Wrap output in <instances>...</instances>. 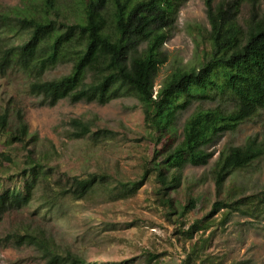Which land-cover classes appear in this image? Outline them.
I'll return each instance as SVG.
<instances>
[{"label": "trees", "instance_id": "1", "mask_svg": "<svg viewBox=\"0 0 264 264\" xmlns=\"http://www.w3.org/2000/svg\"><path fill=\"white\" fill-rule=\"evenodd\" d=\"M183 1L22 0L21 5L2 14L0 75L12 69L24 73L29 91L40 95L42 104L53 105L64 97L106 103L135 95L143 103L147 136L154 141L155 150L151 166L145 164L136 179H116L106 171L90 172L84 177L69 176L64 185L51 176L55 167L39 160L23 111L17 109L13 119L6 107L0 112V135L9 139L8 144L21 142L27 153L18 173L22 185L6 187L0 176V217L8 209L28 204L40 183L46 184L54 197L70 192L79 199L101 183L104 193L124 198L135 194L150 174L155 177L158 203L167 214L183 216L194 208L195 201L189 198L178 211L171 194L180 184L184 165L208 163L213 154L207 149L209 144L223 132L235 131L264 108V0H205L209 27L200 30L199 65L176 67L155 92L156 77L167 59L163 46ZM244 3H248L249 13L241 21ZM11 33L20 40L10 41L7 37ZM61 62H70V71L46 78V71ZM217 94H227L232 107L199 105L184 121L178 139L175 102L180 98L212 99ZM72 123L76 137L92 131L90 122L82 118H73ZM163 138L165 142L160 145ZM0 155L12 160L6 151ZM263 156L264 138L257 135L249 136L243 144L225 146L213 166L217 192L236 169ZM248 197V202L242 199L240 203L217 200L211 213L232 204L264 207V191L256 201ZM187 232L192 237V229ZM14 237L19 243L36 245L53 264H98L69 249L62 251L44 231L23 230ZM147 256L151 260L155 255L149 251ZM206 256L202 247L193 243L181 264H197L200 257L198 264H205Z\"/></svg>", "mask_w": 264, "mask_h": 264}, {"label": "rangeland", "instance_id": "2", "mask_svg": "<svg viewBox=\"0 0 264 264\" xmlns=\"http://www.w3.org/2000/svg\"><path fill=\"white\" fill-rule=\"evenodd\" d=\"M19 4L22 0H0V19ZM248 13L249 5L244 3L240 20L244 21ZM207 27L205 0H184L163 46L167 59L156 77L155 92L161 80L176 67L199 65L200 30ZM7 38L20 40L14 33ZM70 69V62H61L48 69L45 77L59 76ZM27 83V76L16 69L0 75V112L7 107L14 119L17 109L23 111L39 160L55 167L51 174L54 180L67 185L69 176L84 177L104 171L116 179H136L145 164L151 166L155 145L147 136L143 103L135 95L116 97L106 103L64 97L50 105L42 104L41 96L31 93ZM175 104L178 139L184 121L199 105L232 107L227 94H217L212 99L180 98ZM73 118L90 122L91 133L76 137ZM255 135L264 138V108L241 122L235 131H225L209 144L207 149L213 154L208 163L184 165L180 184L171 191L178 211L189 198L195 201L194 208L183 216L167 214L158 203L153 174L135 194L124 198L104 193L101 183L79 199L70 192L54 197L46 184L40 183L28 204L8 209L0 217V264H53L33 243L15 239L16 233L29 229L44 231L62 251L69 249L98 264L125 260V264H181L193 243L207 255L205 264H264L262 204L258 209L232 204L211 213L217 200L240 203L251 195L256 201L264 191V156L230 174L220 193L213 179L220 150L229 144H243ZM7 140L0 135V152L6 151L12 160L0 155V176L6 187L22 185L23 178L18 173L25 165L27 148L21 142L8 144ZM164 142L163 138L160 145ZM52 196L54 203L50 202ZM149 251L155 255L151 260Z\"/></svg>", "mask_w": 264, "mask_h": 264}]
</instances>
